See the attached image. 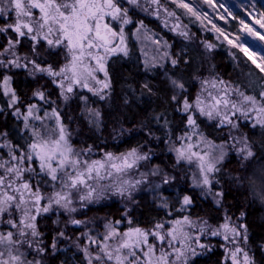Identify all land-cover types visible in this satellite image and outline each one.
<instances>
[{
  "label": "snow or ice",
  "instance_id": "obj_1",
  "mask_svg": "<svg viewBox=\"0 0 264 264\" xmlns=\"http://www.w3.org/2000/svg\"><path fill=\"white\" fill-rule=\"evenodd\" d=\"M140 13L185 41L198 21L214 34L198 47H224L235 78L174 53ZM232 19L237 34L192 0H0V264H195L216 247L217 264H264L246 212L225 204L235 188L264 205V11ZM132 40L145 76L117 90ZM109 128L128 146L108 150ZM145 192L158 211L141 219ZM114 197L118 215H98Z\"/></svg>",
  "mask_w": 264,
  "mask_h": 264
},
{
  "label": "trees",
  "instance_id": "obj_2",
  "mask_svg": "<svg viewBox=\"0 0 264 264\" xmlns=\"http://www.w3.org/2000/svg\"><path fill=\"white\" fill-rule=\"evenodd\" d=\"M216 3H217V9L214 10L213 15L210 14V16L213 17V22L217 23L219 26L225 28L226 30L233 32L234 34H237V30L239 29V23L238 20L232 19V16L244 18L246 15L244 13V10L246 9V5L250 8L249 11H252L255 8L264 11V2L262 0H216ZM219 5H223V7H225V9L228 10V12L222 13ZM220 15L225 16L227 22L225 20H219L218 17ZM191 19L194 20V18ZM145 22L146 23L148 22V25H150L153 29L158 31V33L164 36V38L167 39L173 45L172 51L174 53H180L182 55L186 54L187 56L192 57L194 59L195 64L200 63V59L203 55L204 57H207L209 63L216 65V70L225 79H228L230 76L232 78H235V73L233 72V61H231V59L229 58L227 51L225 50L224 47H218L215 50H213L211 53H205L202 47H198L200 39H208V40L214 39V37L211 35L210 32L205 34L201 33V29L198 27V21L189 23L190 31L192 33H195L196 37L198 38L193 41H185L183 40V38H178L166 31H162L158 26L155 25L153 21L145 20ZM184 22L188 23L189 18H185ZM248 42L251 44L250 41ZM130 47L133 48L134 55L131 58L121 59L120 61L114 63L112 66L115 79L118 81L116 85L117 90L120 89L125 79L128 80L134 79L135 81L139 82L145 76V74L142 71V65L137 62L138 59L141 58V56H140V49L138 47L136 40H132L130 42ZM20 80L22 81L23 77H21ZM20 87H23L22 83H20ZM148 99H149L148 97H143L140 99L141 107H147L145 101H147ZM151 99L153 101L155 100L154 97ZM155 106H156L155 103H153L152 107ZM137 113L138 110L135 107V105H133L132 112L127 114L131 116ZM137 118H139L138 115ZM11 122H12V118L8 117L9 125L11 124ZM130 126H131L130 124L125 125V127H130ZM110 131L111 128L102 131L99 134L101 137V141L107 144L108 150L115 151L116 148L114 147V145H118L120 150H123L125 147L128 146L125 143L114 141L109 135ZM252 139L256 142L257 147H260V141L262 137L259 129L256 130V134L252 137ZM89 142H91V140ZM131 142L134 143L135 141L132 140ZM161 147H163V145H161ZM161 161L165 163L167 162V160L163 156H160L159 159L154 160L153 162L159 163ZM234 166H235L234 164H230L228 167L231 168ZM225 187L227 188L228 186L226 185ZM137 198L138 200L141 201V206L138 209V213L141 219H145L150 216H155L157 214L158 210L151 203L152 197L149 193L145 192V193L137 194ZM108 203L110 206L104 208L101 212L97 213L98 215H103L105 213L118 215L117 209L120 208L121 206L119 200L112 198V200H110ZM198 204L203 209L202 214H206L209 205L202 201H198ZM225 204L231 205L232 211L237 215L241 211L246 212L247 215L244 218L243 222L248 224L251 242L253 243L254 246H258L261 241H264V205H261L259 202H252L251 197L246 196L243 193V190H240V192L238 193L235 190V188H233L231 191L227 193L225 197ZM92 214H93L92 212L89 213V215ZM212 215L214 216L216 214L212 213ZM221 256H222V250L219 249V247H216L212 252H206L204 255L196 258L195 264H217ZM257 256L259 257L260 253H257ZM61 259H67L69 260L70 264H75V262L72 260V252H65L61 256Z\"/></svg>",
  "mask_w": 264,
  "mask_h": 264
},
{
  "label": "rangeland",
  "instance_id": "obj_3",
  "mask_svg": "<svg viewBox=\"0 0 264 264\" xmlns=\"http://www.w3.org/2000/svg\"><path fill=\"white\" fill-rule=\"evenodd\" d=\"M263 2H264V0H262ZM192 2L194 3V4H196L198 7H199V9H200V11H202V12H208L209 13V15L211 14V15H213V13H214V10L211 8V7H209L207 4H204L203 2H202V0H192ZM252 5V4H251ZM250 5V6H251ZM204 6V7H203ZM221 8V12L222 13H224V12H228V10L227 9H225V7H220ZM219 8V9H220ZM249 7L246 5V9L244 10V13L246 14V12L247 11H249ZM258 9H254V10H252V11H257ZM258 11H261V10H258ZM138 18H144L145 20H149V21H153L154 23H155V25L156 26H158L159 28H160V30H162V31H166V32H168V33H170L171 35H173V36H175L173 33H171V32H169L166 28H164L163 26H162V24H161V22L160 21H157V20H155V19H153V18H150V17H144V14L143 13H140V14H138V16L137 17H134V19H138ZM146 23V22H145ZM146 24H148V22L146 23ZM148 27L153 31V32H156V33H158V31H156L155 29H153L150 25H148ZM198 27L201 29V33L202 34H205V33H208V31H205L202 27H201V25H200V23L198 22ZM209 27H210V25H209ZM129 29L130 30H133L134 29V25H132V26H129ZM190 30V29H189ZM191 32V31H190ZM211 33V35L214 37V34L212 33V32H210ZM160 34V33H159ZM161 35V34H160ZM240 35H243L242 33H240ZM176 37H178V36H176ZM178 38H181V37H178ZM251 43H253L251 40H249ZM137 42V44H138V47H139V49L142 47V46H144L143 45V43L142 42H138V41H136ZM254 47H256V50L258 51V52H260V51H264V50H262V49H260L258 46H256V45H254ZM113 199H117V200H119V198H116V197H114ZM206 242H210V243H212V244H217V240H216V238H212L210 241H206Z\"/></svg>",
  "mask_w": 264,
  "mask_h": 264
}]
</instances>
